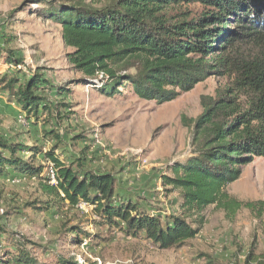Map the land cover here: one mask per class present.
I'll return each instance as SVG.
<instances>
[{
  "label": "trees",
  "instance_id": "trees-1",
  "mask_svg": "<svg viewBox=\"0 0 264 264\" xmlns=\"http://www.w3.org/2000/svg\"><path fill=\"white\" fill-rule=\"evenodd\" d=\"M26 3L46 5L38 14L62 26L74 71L109 96L126 88L140 99L163 104L210 77L227 79L215 96L201 97L202 113L186 122L192 132L189 158L162 176L167 191H180L182 197L183 212L169 214L124 196L112 173L90 168L84 152L88 147L73 153L75 144L59 130L77 115L63 98L71 90L53 87L41 70L29 72L13 46L18 34L0 31V61L22 66L0 76V92L18 103L28 118L39 122L45 115V125L55 121L58 127L44 130L43 138L51 143L46 152L0 136V178H38L50 195L47 202L34 201L31 207L69 215L64 231L77 246L99 237L81 227L89 217L80 207L84 202L97 215L96 227L117 228L165 250L196 238L209 206L225 210L231 218L243 207L264 215V200L242 202L226 192L248 165L264 158V0H110L100 7L86 0ZM191 5L201 9L185 10ZM50 91L60 99L52 101ZM46 169L54 171L56 184L42 175ZM73 210L75 216L81 214L76 224L70 216ZM191 214L198 215L197 226L189 221ZM4 234L0 226V238ZM7 238L11 245L0 246V264H46L28 249L26 240ZM55 264L79 263L59 255ZM242 264H264V253H257L255 242Z\"/></svg>",
  "mask_w": 264,
  "mask_h": 264
},
{
  "label": "rangeland",
  "instance_id": "rangeland-1",
  "mask_svg": "<svg viewBox=\"0 0 264 264\" xmlns=\"http://www.w3.org/2000/svg\"><path fill=\"white\" fill-rule=\"evenodd\" d=\"M86 1L100 7L110 0ZM25 2L0 0V31L8 29V33L18 34L13 46L29 72L41 70L53 87L71 90L63 98L72 104L77 115L65 121L59 130L67 142L75 144L73 153L79 154L88 147L84 151L88 166L112 173L117 179V190L124 196L180 215L181 192H168L162 176L171 173V166L189 158L192 132L186 122L202 113L201 97L215 96L217 88L224 86L227 79L210 77L163 104L140 99L126 88H122V94L109 96L93 88L91 82L83 81L82 75L74 71L68 59L72 49L64 43L62 26L38 14L46 5L26 3L24 6ZM197 9L201 7L191 5L185 10ZM21 67L0 61V76ZM24 74L25 71L20 74L22 79ZM48 97L52 101L60 99L51 91ZM45 118L43 115L39 122L28 118L18 103L10 102L7 94L0 92V136L30 147L37 145L46 152L51 143L43 138L44 130L58 127L55 121L45 125ZM77 135H83L84 139L72 141ZM30 155L28 152L27 157ZM40 161L48 163L43 156ZM47 171L42 175H49ZM226 192L242 202L264 200V158L248 165ZM49 199L38 178L13 175L0 178V226L8 233L0 238V246L11 243L8 236L26 240L28 249L46 264H55L59 255L75 258L79 264H242L253 242L257 253H264V215L259 216L246 207L231 218L225 210L209 206L204 212L200 234L182 247L165 250L145 238L127 236L117 228L96 227L97 215L90 206L84 209L89 217L81 227L92 235L99 233V237L86 239L85 246L74 245L63 227L69 215L30 206L34 201ZM74 213L77 212L73 210L70 214L74 216L72 224L81 217L80 213L76 216ZM198 219L197 214L189 216L195 226Z\"/></svg>",
  "mask_w": 264,
  "mask_h": 264
},
{
  "label": "built area",
  "instance_id": "built-area-1",
  "mask_svg": "<svg viewBox=\"0 0 264 264\" xmlns=\"http://www.w3.org/2000/svg\"><path fill=\"white\" fill-rule=\"evenodd\" d=\"M102 77H103V73L100 74V78H102ZM48 174H49L48 176H49L50 182L53 183V184H56L57 183V178H56V174L54 173V171L51 170ZM80 207L82 209H85V210L87 209V205L84 202L80 203ZM87 244H88V241L85 240L82 245L85 246Z\"/></svg>",
  "mask_w": 264,
  "mask_h": 264
},
{
  "label": "crops",
  "instance_id": "crops-1",
  "mask_svg": "<svg viewBox=\"0 0 264 264\" xmlns=\"http://www.w3.org/2000/svg\"><path fill=\"white\" fill-rule=\"evenodd\" d=\"M142 203V205L144 206V207H146V208H149V209H153L151 206H148L146 203L147 202H145V203H143V202H141ZM157 209V208H156ZM160 210H162V209H160ZM163 211H166V209H164ZM168 213V212H167ZM170 214V213H169Z\"/></svg>",
  "mask_w": 264,
  "mask_h": 264
}]
</instances>
